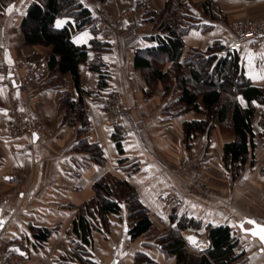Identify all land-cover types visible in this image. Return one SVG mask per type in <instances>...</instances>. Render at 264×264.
Wrapping results in <instances>:
<instances>
[{
    "label": "crops",
    "instance_id": "1",
    "mask_svg": "<svg viewBox=\"0 0 264 264\" xmlns=\"http://www.w3.org/2000/svg\"><path fill=\"white\" fill-rule=\"evenodd\" d=\"M136 1L80 0L95 17L107 10L119 25L108 37L102 36L93 23L73 36L76 46L87 48L86 59L79 65L78 87L70 72L61 74L57 68L49 67L50 48L26 44L22 23L32 0H7L3 7L0 196H14L0 206V253L17 247L25 253L21 256L23 264H81L78 254L84 247L88 252L84 258L92 264H135L138 254L156 264H177L175 257L162 251L159 239L184 219L197 224L182 232L185 239L193 233L200 239L195 245L186 239L191 253L211 248L209 228L229 226L239 240L238 259L233 264H264L261 242L243 234L239 227L244 224L245 230L251 229L245 223L247 219L264 224V104L253 101V138L246 160L227 166L224 147L236 140L233 132L222 133L217 127L187 133L185 124L204 121V114H165L163 108L170 96L164 98L160 83L147 97L149 85L135 66L136 51L156 47L152 39L160 31L144 15L160 14L168 0H145L143 7H138ZM204 1L189 2L199 22L184 37L187 49L205 52L213 44L228 46L235 39L234 24L245 18H264V0H214L213 16L201 11ZM58 21L66 23L57 27L56 22V29L69 23L68 19ZM84 33L88 34L86 42H77ZM238 54L239 66L252 86L264 89V45ZM93 63L99 66L100 73L90 70ZM34 66H41L43 72L30 83L38 92L28 96L20 81ZM101 75L106 85H101ZM115 90L123 92L129 110L118 130L110 127L100 105ZM12 96L41 122L45 138L32 142L26 136L13 139L7 135ZM237 99L247 106L242 96ZM74 105L81 109L79 115L74 113ZM143 113L148 117L142 118ZM195 156L203 161V167L191 169L182 181L180 167ZM102 179L113 186L119 198L128 194L122 185L131 187L148 209L153 224L149 235L132 239L129 231L134 221L126 206L119 214L108 215L107 227L96 211L90 212L88 204L96 198L94 185ZM198 180L208 184V196L187 194L186 184ZM170 194L183 196L184 204L178 205ZM81 216L91 229L88 245L80 229L79 234L74 233V224ZM44 229L51 231L50 237L37 240L38 231ZM204 246L208 250L203 251Z\"/></svg>",
    "mask_w": 264,
    "mask_h": 264
},
{
    "label": "trees",
    "instance_id": "2",
    "mask_svg": "<svg viewBox=\"0 0 264 264\" xmlns=\"http://www.w3.org/2000/svg\"><path fill=\"white\" fill-rule=\"evenodd\" d=\"M192 0H168L164 9L157 14L145 13V17L155 22L160 31L152 41L156 47L136 51L135 66L146 77L150 96L156 84H161L164 98L170 96L163 112L171 117H177L189 112L205 115L204 121L186 123V132H205L207 129L219 128L222 133L233 132L236 140L224 147L227 166L235 162H244L248 155L249 143L253 138L252 120L255 112L253 101L264 104V89L255 88L247 79L244 70L239 66L241 59L238 53L226 59H219L218 53L226 46L213 44L205 52L198 49H187L184 37L198 26L197 11L189 6ZM145 0H137L138 7H143ZM7 0H0V13ZM214 0H205L201 11L205 16H213ZM93 12L80 0H32L22 23L26 44L30 46H45L51 49L47 64L51 69L57 68L61 74L70 72L76 86H79V65L86 59L87 48L76 46L73 36L94 20ZM59 19H68L69 23L62 29H56ZM97 33L96 30H94ZM164 36V37H162ZM94 45L102 46L98 42ZM90 70L100 73L96 63L90 65ZM101 85H106L105 77L101 75ZM208 80L209 84L204 83ZM204 85V86H203ZM204 88H198V87ZM238 96L247 101L243 106ZM74 113L79 115L81 109L74 105ZM83 120H81L82 122ZM261 124L264 127V114ZM84 125V122H83ZM82 132V131H81ZM128 190L123 198L117 197L113 186L105 180L94 185L95 200L88 208L96 211L107 227V217L119 214L124 206L129 211L130 220L134 221L130 229L133 240L149 235L153 224L148 209L141 203L131 187L122 185ZM197 224L181 219L174 229H170L159 239L162 251L175 257L177 264H233L238 259L236 247L239 240L229 226L209 228L211 248L203 253H191L183 231L196 228ZM82 232L83 241L88 245L90 226L81 216L74 224V233ZM50 230L38 231L36 238L46 241ZM78 256L81 264H92L85 259L86 248H80ZM135 264H156L143 254L136 256Z\"/></svg>",
    "mask_w": 264,
    "mask_h": 264
},
{
    "label": "built area",
    "instance_id": "3",
    "mask_svg": "<svg viewBox=\"0 0 264 264\" xmlns=\"http://www.w3.org/2000/svg\"><path fill=\"white\" fill-rule=\"evenodd\" d=\"M119 21L108 11L101 10L94 18L93 24L102 36H112L115 32ZM235 36L234 42L218 53L219 59H226L232 54L242 53L246 49L256 50L264 45V18L249 19L245 18L232 27ZM0 69L4 66L0 64ZM43 69L41 66H34L22 78L21 85L25 88L28 96H33L38 92L36 88H32L30 83L41 77ZM100 105L104 109L107 121L114 130L121 129L128 116L129 110L125 106L124 94L119 90L111 92L105 97ZM9 122L7 124L6 133L9 137L17 139L22 136L30 138L34 142V137L45 138V130L41 122L31 117L28 109L22 106L16 97L12 96L8 105ZM142 118H147L148 114L143 113ZM203 161L199 157H193L182 164L179 169V175H184L193 168H202ZM186 192L188 195H209L207 185L202 181L186 184ZM13 194L0 196V206L13 198ZM170 197L178 205L184 204V197L176 194H170ZM203 251L208 250V246L202 248ZM0 264H23V259L17 255L12 249L5 250L0 253Z\"/></svg>",
    "mask_w": 264,
    "mask_h": 264
},
{
    "label": "water",
    "instance_id": "4",
    "mask_svg": "<svg viewBox=\"0 0 264 264\" xmlns=\"http://www.w3.org/2000/svg\"><path fill=\"white\" fill-rule=\"evenodd\" d=\"M37 140H38V138H37V136H35V137H34V142H37ZM249 220L255 221L256 223H255V224L248 223ZM245 223L251 225L252 228L249 229V230H245V229H244V224H241L239 227L241 228L243 234H245V235H249V236L251 237L252 240H254V239L259 240V241L261 242L263 248H264V241H261V239H260V237H259L258 235H253V232L259 231V229L257 228V225L264 227V224L258 223V222H257L256 220H254V219H247ZM189 237H193V238L196 240V243H195V244H198V243H199V240H200V239H199V237H198L195 233H193V234H189V235L186 237V239L189 241L190 244L195 245L194 243H192V241L189 239ZM12 250H14L15 253H16L17 255H19V256H22V257H23V256L25 255V253L22 252V251H20L19 248H17V247L12 248Z\"/></svg>",
    "mask_w": 264,
    "mask_h": 264
},
{
    "label": "snow or ice",
    "instance_id": "5",
    "mask_svg": "<svg viewBox=\"0 0 264 264\" xmlns=\"http://www.w3.org/2000/svg\"><path fill=\"white\" fill-rule=\"evenodd\" d=\"M12 9H9V12H11ZM66 21H57V27H61ZM88 34L84 33L82 36H80L77 40V42H86ZM248 223L255 224V221L249 220ZM257 228L259 231L253 232V235H258L261 239V241H264V227L257 225ZM189 239L192 241V243H196V240L193 237H189Z\"/></svg>",
    "mask_w": 264,
    "mask_h": 264
},
{
    "label": "rangeland",
    "instance_id": "6",
    "mask_svg": "<svg viewBox=\"0 0 264 264\" xmlns=\"http://www.w3.org/2000/svg\"><path fill=\"white\" fill-rule=\"evenodd\" d=\"M106 11H107V10H106ZM98 14H99V13H98ZM110 14H111V13H110ZM118 25H119V24H118ZM116 29H117V28H116ZM115 31H116V30H115ZM204 83H205V85H206V84H209V83H208V80H204ZM203 86H204V85H203ZM198 88H204V87L200 86V87H198ZM189 171H190V170H189ZM189 171H188V172H189ZM188 172H187V173H188ZM187 173H186V174H187ZM186 174H185V176H186ZM179 176L182 178V179H181L182 181H185V180H184V178H185L184 175H183V176H182V175H179ZM202 182H204V181H202ZM204 183L207 185V187H208V191H209V194H210V189H209L208 184H207L206 182H204ZM195 196H198V195H195ZM203 196H204V195H203ZM205 196H208V195H205ZM180 206H181V205H180Z\"/></svg>",
    "mask_w": 264,
    "mask_h": 264
}]
</instances>
